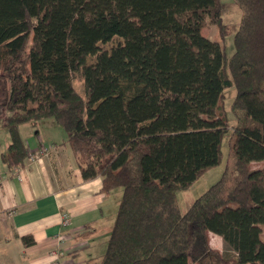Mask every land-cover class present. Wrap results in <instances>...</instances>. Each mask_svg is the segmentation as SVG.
<instances>
[{"label":"trees","instance_id":"1","mask_svg":"<svg viewBox=\"0 0 264 264\" xmlns=\"http://www.w3.org/2000/svg\"><path fill=\"white\" fill-rule=\"evenodd\" d=\"M235 3L228 56L220 0H0L1 159L22 166L19 125L49 119L84 181L122 190L99 264H264V0ZM226 137L222 177L181 213Z\"/></svg>","mask_w":264,"mask_h":264},{"label":"crops","instance_id":"2","mask_svg":"<svg viewBox=\"0 0 264 264\" xmlns=\"http://www.w3.org/2000/svg\"><path fill=\"white\" fill-rule=\"evenodd\" d=\"M18 132L35 156L8 166V145L0 151V264H99L121 195L104 194L100 178L82 179L60 128ZM24 237L34 244L23 245Z\"/></svg>","mask_w":264,"mask_h":264},{"label":"rangeland","instance_id":"3","mask_svg":"<svg viewBox=\"0 0 264 264\" xmlns=\"http://www.w3.org/2000/svg\"><path fill=\"white\" fill-rule=\"evenodd\" d=\"M221 3L228 7V12L222 18L223 23L227 25L228 29L230 30L229 34L224 38V46L225 52L228 56L232 55L234 51L233 46V36L237 29L238 22L240 19V11L235 3V0H220ZM200 34L210 40V41H219V37L216 33L215 27L212 25L207 24L203 27L200 31ZM234 91L233 89H229L225 92V99L223 102L224 110L226 112L227 118L232 120L233 116L230 112V105L233 101ZM8 116L7 111H1L0 113V151L4 149V146L9 144V135L7 130L4 128L5 120ZM19 127H58L49 119H45L39 121L35 124L25 123L19 125ZM227 141L228 137L225 138L223 143V154L224 159L222 160L221 164L208 172H206L202 177H200L188 190L178 191L176 192V202L179 207L181 213H185L187 209L190 207L192 202L201 196L211 185L216 183L223 175V172L226 168V155H227ZM260 163H253L252 167H257ZM119 193L122 196V190L117 189L114 192V195ZM121 199V198H120ZM110 234V232H109ZM109 239V235L107 237ZM261 241L264 242V228H261V232L259 235ZM209 241L210 247L213 250L218 251L222 255H227L228 250L227 247L224 245L222 239L214 234H209ZM105 251V250H104ZM206 264H219L215 262L213 259H207Z\"/></svg>","mask_w":264,"mask_h":264},{"label":"built area","instance_id":"4","mask_svg":"<svg viewBox=\"0 0 264 264\" xmlns=\"http://www.w3.org/2000/svg\"><path fill=\"white\" fill-rule=\"evenodd\" d=\"M48 151H49L48 149H43V151H41V153H43V155H47ZM33 156H35V155H30V154H29L28 157L32 160V159L34 158ZM63 221H64L65 223H68V220H67V219H64Z\"/></svg>","mask_w":264,"mask_h":264}]
</instances>
